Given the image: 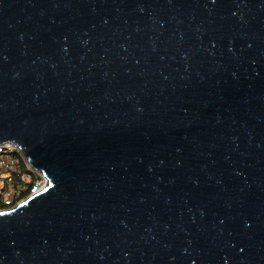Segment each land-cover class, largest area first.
Wrapping results in <instances>:
<instances>
[{
	"label": "water",
	"instance_id": "95a60500",
	"mask_svg": "<svg viewBox=\"0 0 264 264\" xmlns=\"http://www.w3.org/2000/svg\"><path fill=\"white\" fill-rule=\"evenodd\" d=\"M4 142L0 264H264V0H0Z\"/></svg>",
	"mask_w": 264,
	"mask_h": 264
},
{
	"label": "built area",
	"instance_id": "2783aa9c",
	"mask_svg": "<svg viewBox=\"0 0 264 264\" xmlns=\"http://www.w3.org/2000/svg\"><path fill=\"white\" fill-rule=\"evenodd\" d=\"M45 183V176L29 166L15 145L0 143V209L14 206Z\"/></svg>",
	"mask_w": 264,
	"mask_h": 264
}]
</instances>
